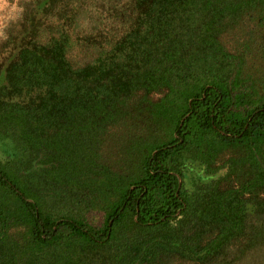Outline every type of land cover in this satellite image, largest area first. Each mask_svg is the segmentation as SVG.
Returning <instances> with one entry per match:
<instances>
[{
	"label": "trees",
	"instance_id": "1",
	"mask_svg": "<svg viewBox=\"0 0 264 264\" xmlns=\"http://www.w3.org/2000/svg\"><path fill=\"white\" fill-rule=\"evenodd\" d=\"M19 4L0 37V264H264V0ZM89 154L112 165L97 182L124 177L107 197L86 172L66 214L29 198Z\"/></svg>",
	"mask_w": 264,
	"mask_h": 264
},
{
	"label": "rangeland",
	"instance_id": "2",
	"mask_svg": "<svg viewBox=\"0 0 264 264\" xmlns=\"http://www.w3.org/2000/svg\"><path fill=\"white\" fill-rule=\"evenodd\" d=\"M21 1L23 0H0V37L3 34V29L6 25V22H8L9 20L16 19L19 16V13L21 11V6L19 3ZM99 20L102 21V24H101L102 27L105 25L104 26L105 29L103 30L104 31L103 36L104 38H106L108 35L107 30L110 29V28H107L106 24L109 23L110 21L109 19L106 18V15L104 14L101 18H99ZM237 34L238 36H241L240 32H237ZM224 38L229 45L233 37L230 35V33H225ZM94 143L95 142L91 144L93 145ZM101 144L102 142L101 140H99L98 146H101ZM9 148L10 147L8 143H4L0 141V158L6 155V150ZM85 153L92 154V151L90 152L86 151ZM91 154L86 155L85 158L82 159V162L76 163V162L67 160L64 162H60V165L52 166L51 169L48 170V173L46 174L43 173V178H42L44 180L51 182L50 185L47 183L48 187L51 186V190H48V191L44 190V193H41L36 196H33L31 194L32 196L29 198L32 200L38 201V202L46 203L49 206V208H52L55 210L57 206L60 205L62 206L60 208L61 214H66L67 210L75 208V206L71 204V201L69 200V198L70 197L82 198L84 197L83 187L84 186L88 188L91 187V186H88L87 184H83V178L80 177L81 175L86 174V172L88 173L89 177L95 179L94 185L98 186L101 189L102 195L100 194L99 196L107 197V194H110L113 191H115L116 187L114 183L115 184L120 183L121 179L122 178L124 179V177L121 176L122 174L114 173L111 171L110 176L108 175L104 179L97 182L96 180L97 178L94 175H97V174L102 175L103 173L107 174L109 172V167H112V165H109L106 161L100 162V160L95 159L94 157L91 158ZM97 154L98 152L95 153V156H97ZM99 157H101L100 154H99ZM47 167L46 169H48ZM38 171L39 169L35 173L32 172L31 174L33 175V178L32 179L29 178V180H34V181L38 180L40 177L38 176V174L42 173L41 172L42 168L40 172ZM36 173L37 175H35ZM27 177H28V174H26L25 177L23 178L26 179ZM89 181L91 182V180ZM104 181L108 182L109 186L112 189V190L110 189L109 192H105V190H103L102 186H103ZM73 184H75V187L73 186ZM108 184L106 183V185ZM78 187H79V190H78ZM112 197H116V196H112ZM78 208H82V206L80 205L77 207V209ZM93 214H95V216H97L96 219L99 220L101 215L97 213H93Z\"/></svg>",
	"mask_w": 264,
	"mask_h": 264
}]
</instances>
